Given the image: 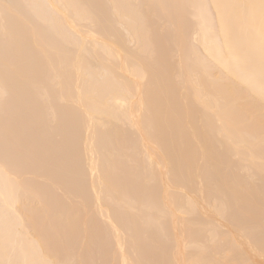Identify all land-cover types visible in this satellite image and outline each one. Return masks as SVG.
I'll use <instances>...</instances> for the list:
<instances>
[{
    "label": "bare ground",
    "instance_id": "bare-ground-1",
    "mask_svg": "<svg viewBox=\"0 0 264 264\" xmlns=\"http://www.w3.org/2000/svg\"><path fill=\"white\" fill-rule=\"evenodd\" d=\"M123 3L0 0V258L264 264V115L215 79L259 99V0Z\"/></svg>",
    "mask_w": 264,
    "mask_h": 264
},
{
    "label": "clouds",
    "instance_id": "clouds-1",
    "mask_svg": "<svg viewBox=\"0 0 264 264\" xmlns=\"http://www.w3.org/2000/svg\"><path fill=\"white\" fill-rule=\"evenodd\" d=\"M260 2V0H259ZM231 7V5H230ZM260 35L261 39H264V11L261 10V21H260ZM253 72H258L259 81L261 85H264V57L260 55V63L259 68L255 67L250 68ZM217 81H219L220 86L226 89H231L233 95L235 97L234 103L236 105H247L249 107L259 106L261 115H264V96L260 95L257 100L256 97L246 92L243 89L234 88L230 81L227 80L222 74L215 77ZM94 139L97 142V163L99 164V169L96 173L98 176V182L95 185V194L97 197H106L109 201L110 205L115 214L120 215L125 211L126 204L123 198L117 199L114 198L108 189V159L110 157V132L106 125H101L99 128L95 129L93 132ZM8 205L5 204L3 207H0V211H2V218L7 214ZM0 237H3V224L0 223ZM130 245L135 247L137 243V237L133 234H129L127 238ZM0 264H6L5 260L0 258ZM23 264H28L27 261L23 262ZM36 264V262H33ZM42 264V261L39 262ZM123 264H141L140 261L135 259H125ZM162 264H179V262H162Z\"/></svg>",
    "mask_w": 264,
    "mask_h": 264
},
{
    "label": "snow or ice",
    "instance_id": "snow-or-ice-1",
    "mask_svg": "<svg viewBox=\"0 0 264 264\" xmlns=\"http://www.w3.org/2000/svg\"><path fill=\"white\" fill-rule=\"evenodd\" d=\"M28 7H33V6L32 5H28ZM190 7L200 10L201 14H203V10L206 8V5L193 4V5H190ZM217 7H218V9H222V8H226L228 6L227 5H218ZM259 8L262 11H264V0H260ZM221 25H222V29H223L224 36H225V42L230 44L231 43V24H230V21L222 16ZM260 55L262 57H264V39H262V42H261ZM239 62H240V56L238 54H233L232 57H231L230 63L238 66ZM140 71H142V70H140ZM259 93H260V95L264 96V85H261V87L259 89ZM8 210L10 212L14 211V204L9 203L8 204ZM2 214H3L2 211H0V216H2ZM42 264H53V262L52 261H48V260H43Z\"/></svg>",
    "mask_w": 264,
    "mask_h": 264
},
{
    "label": "rangeland",
    "instance_id": "rangeland-1",
    "mask_svg": "<svg viewBox=\"0 0 264 264\" xmlns=\"http://www.w3.org/2000/svg\"><path fill=\"white\" fill-rule=\"evenodd\" d=\"M131 1H132V0H131ZM131 1H128V2L130 3ZM123 2L126 3L127 5H129L128 2H126V0H125V1L123 0ZM124 3H123V4H124ZM141 4H143V2H141ZM124 5H125V4H124ZM40 105H42V104L40 103ZM40 105H39L38 108H35V109L33 108L32 111H33V112H34V110H36V111H35V113L32 112V113H33L32 115H37L36 112L38 111V115H37V116H39V115L42 113V111L45 110L46 107L43 106L44 108L42 109V106L40 107ZM40 108H41L42 110H41ZM37 109H40V111L37 110ZM43 120H44V122L41 123ZM42 121H41L39 124H41L42 126L47 125L48 121H45V119H42ZM46 122H47V123H46ZM36 125H37V124H36ZM34 126H35V125H34ZM42 126H41V127H42ZM39 127H40V125H38V127H36V128H39ZM62 127H63L62 130L64 131V130L68 127V125H66V126L63 125ZM34 128H35V127H34ZM33 145H34V144H32V147H33ZM30 146H31V145H30ZM34 146L36 147V145H34ZM35 147L33 148V152L30 150L31 147L29 148V150H30L29 152H31V154L34 153V154H33L34 156L32 155V157H31L30 153L28 152V153H29V156H30V158H31L32 161H33V159H34L36 156H37V157L39 156V154H38V153H40V150H39V149H41V148L38 147V145H37L38 149L35 148ZM40 147H41V146H40ZM31 149H32V148H31ZM34 149H37V150H39V151H36V150H35V152H34ZM36 152H38V153H36ZM37 157H36V159H34V161L37 160ZM34 161H33V162H34ZM148 230H149V228H148ZM149 231H150V230H149ZM101 262L105 263V261H101ZM101 262H100V263H101ZM103 263H102V264H103ZM97 264H98V262H97Z\"/></svg>",
    "mask_w": 264,
    "mask_h": 264
}]
</instances>
